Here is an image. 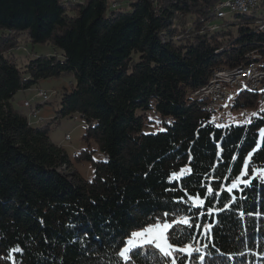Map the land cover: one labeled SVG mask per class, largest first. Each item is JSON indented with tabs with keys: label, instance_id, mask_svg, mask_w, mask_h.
I'll return each instance as SVG.
<instances>
[{
	"label": "trees",
	"instance_id": "1",
	"mask_svg": "<svg viewBox=\"0 0 264 264\" xmlns=\"http://www.w3.org/2000/svg\"><path fill=\"white\" fill-rule=\"evenodd\" d=\"M222 1L0 0V264H117L121 240L185 209L194 194L205 205L192 213L223 209L231 195L236 201L200 217L212 225L210 235L190 230L188 242L205 255L199 262L193 253L192 264H264V180L232 194L217 187L239 175L248 152L244 179L264 169V110L250 123L217 127L195 96L216 70L264 68V2L215 26ZM22 42L49 45L56 55L21 68L15 52ZM64 77L74 82L55 120L33 127L14 106L16 94ZM260 101L241 90L234 108L258 109ZM149 111L163 131L145 133ZM75 114L87 129L73 162L52 142L51 123ZM86 163L89 177L78 168ZM181 169L191 171L170 179ZM209 184L220 192L215 199ZM181 196L187 204L173 202ZM134 251L141 254L131 264H157L156 249Z\"/></svg>",
	"mask_w": 264,
	"mask_h": 264
},
{
	"label": "rangeland",
	"instance_id": "2",
	"mask_svg": "<svg viewBox=\"0 0 264 264\" xmlns=\"http://www.w3.org/2000/svg\"><path fill=\"white\" fill-rule=\"evenodd\" d=\"M136 0H131V2H135ZM264 2V1H263ZM261 2V3H263ZM221 3V2H220ZM220 3L218 5H220ZM259 3V5L261 4ZM129 2L126 3L123 7L129 9ZM128 5V7H127ZM217 7V6H216ZM234 14L229 13L226 18L224 19H217L214 21L213 25L221 26L226 22L233 21ZM212 24H210L211 26ZM236 30L238 27H234ZM1 36V34H0ZM59 53V52H57ZM56 55V51L53 47L49 45H35L32 47L30 43L22 42L20 48L15 52V56L18 60L19 67H23L29 60L35 59L39 56H53ZM74 82L73 78L64 77L60 79H52V80H44L39 82L36 86L32 87L30 90L21 91L16 94L14 100V106L17 107L19 101H28L29 107L24 104V107H20L22 113L28 116L30 119V123L33 127H37L39 125H45L48 122L55 120L56 113L60 109V99L61 95L65 89L70 90L71 84ZM243 90L242 88H233L232 89V96L229 97L225 102H223V110L218 111L213 115V119L219 120L220 118H224L226 124L223 125L224 127L230 126L232 124H246L250 123L253 119L260 118V111H263L264 108L261 109V101L260 107L258 108L260 111L257 110L255 107H241V108H234L236 98L238 93ZM43 91L49 93V101L44 103L41 97H37L39 92ZM22 104V103H21ZM40 105L38 112V117L33 118L32 116V108L36 110V106ZM19 109V107H18ZM249 111L252 115L256 113L257 115L250 118H245L244 113L245 111ZM259 114V115H258ZM148 119L152 122L147 125L145 128V133H158L164 130V126L158 123V117L154 111L147 112ZM87 124L85 120L79 114L73 115L71 118L57 120L51 123V139L54 144L62 147L70 156L71 160L74 162L73 154L75 152H81L85 149V143L83 137L86 133ZM70 136V140H66V136ZM96 149V147H94ZM101 154L96 153L94 155V159L100 160ZM80 172L85 177H89L92 173V165L91 164H83L78 165ZM196 255L199 257V262L201 261L200 257L202 256L204 259V253L200 250ZM202 259V260H203Z\"/></svg>",
	"mask_w": 264,
	"mask_h": 264
},
{
	"label": "snow or ice",
	"instance_id": "3",
	"mask_svg": "<svg viewBox=\"0 0 264 264\" xmlns=\"http://www.w3.org/2000/svg\"><path fill=\"white\" fill-rule=\"evenodd\" d=\"M257 115L256 113L252 114ZM237 126H240L239 124ZM217 127H223L217 125ZM259 134L264 138V128L259 129ZM253 153L248 152L247 156L243 158V168L239 169V175L231 180L230 184L217 185L223 191L229 194L233 193V190L242 191L240 185L243 184L245 187L251 184V180L257 178V176L264 180V169H253L252 171L256 174L249 179H244L248 176V160L251 159ZM185 171H191L190 169H181L179 173L173 172L170 179L179 180L185 173ZM226 180L228 178H225ZM173 189H166V191H172ZM183 190V189H182ZM185 195H188L186 190ZM207 194L212 196L213 199L220 195L219 191L214 192L213 187L209 184L206 187ZM188 200L191 204L185 209H180L175 212H164L163 222L161 218H154V222L149 223L148 226H138L140 230L132 231L125 239L121 240L120 246L114 249L115 255L118 257L117 264H131L132 255L140 256V252L134 251L136 249H143L145 246H150L157 250L159 256L157 257V264H185V258H187V264H192V257L194 252H199V248H195L192 243L188 242L194 240L195 237L192 235L190 230H201V234L210 235L211 227L210 224L201 225L199 222L200 217L207 215H213L214 212L223 209H228L236 201V196L231 195V203L224 204L223 209L217 210L211 206H208L207 213L199 212L192 213V208H200L205 205V199L201 198L199 194L188 196ZM174 203L187 204V201L183 196L174 198ZM184 212L186 215L181 216L180 213ZM239 215L243 216L244 213L240 212ZM171 217V219H169ZM179 225L180 227H177ZM171 230V239L169 238V232ZM183 245V246H181ZM15 251H19L16 249ZM178 254V255H177ZM155 255V253H153ZM202 260L203 257L201 256Z\"/></svg>",
	"mask_w": 264,
	"mask_h": 264
},
{
	"label": "bare ground",
	"instance_id": "4",
	"mask_svg": "<svg viewBox=\"0 0 264 264\" xmlns=\"http://www.w3.org/2000/svg\"><path fill=\"white\" fill-rule=\"evenodd\" d=\"M264 0H253L252 3H246L244 6L240 8H230L229 5L231 4V0H223L220 5L217 7V15L219 19H224L227 17L229 13L235 14V13H248L255 7L259 5V3L263 2ZM217 28V27H216ZM260 30L264 32V22L260 25ZM242 68L245 69H256L258 74H264V68L261 67L258 64H250L247 66H242ZM217 87L218 89H225V90H232L233 88H242L243 90H249L251 92H255L260 97V100L262 96H264V75H259L257 80V85L252 84H237V80H232L229 78V73H225V69H219L213 72L212 77L209 81V83L200 89V91L208 90ZM198 91L195 93V96H197L199 99L206 102V109L213 113V107H209L210 105H216V102H218V95L214 93H206L203 94V92ZM46 94V92L40 91L39 95ZM233 94H224L223 102H225L229 97H231ZM49 96H42L41 99L46 102L49 100ZM27 107H29V104L26 103ZM36 113L33 114V116ZM215 114V113H214ZM253 115L250 113H246L245 118H252ZM219 120H225L224 118H220ZM226 122H220L215 123V125H225ZM66 139V138H65Z\"/></svg>",
	"mask_w": 264,
	"mask_h": 264
},
{
	"label": "built area",
	"instance_id": "5",
	"mask_svg": "<svg viewBox=\"0 0 264 264\" xmlns=\"http://www.w3.org/2000/svg\"><path fill=\"white\" fill-rule=\"evenodd\" d=\"M253 0H231V4L229 5L230 8H240L244 6L246 3H252ZM225 73H229V78L232 80H237V84H252L257 85V80L259 75L264 74H258L256 69H245L242 67H236L233 69H225ZM203 92V94L206 93H214L218 95V102H216V105H210L209 107H213V114L217 113L220 110H223V97L224 94H230L232 93V90H225V89H218L217 87L200 91ZM42 96H51L49 93L43 94V95H37V97ZM28 103V101H25L24 104ZM23 104V106H24ZM264 108V96L261 98V109ZM260 111L259 109H257ZM246 113H250L249 111H245L244 116H246ZM33 118L38 117V112L32 116ZM220 122H226L225 120H215V123ZM71 139V138H70ZM195 254L198 252H194Z\"/></svg>",
	"mask_w": 264,
	"mask_h": 264
},
{
	"label": "crops",
	"instance_id": "6",
	"mask_svg": "<svg viewBox=\"0 0 264 264\" xmlns=\"http://www.w3.org/2000/svg\"><path fill=\"white\" fill-rule=\"evenodd\" d=\"M25 101H26V100H24V101H22V102L19 101L18 104H17V107H16V108L18 109V107H19L18 110H20V107L22 108V106H23V104H24ZM21 103H22V104H21ZM37 106H38V105H37ZM23 107H24V106H23ZM20 111H21V110H20ZM21 112H22V111H21ZM24 114H25V113H24Z\"/></svg>",
	"mask_w": 264,
	"mask_h": 264
}]
</instances>
